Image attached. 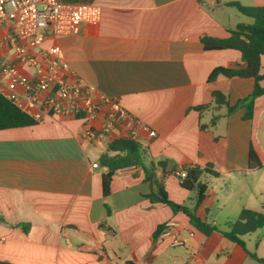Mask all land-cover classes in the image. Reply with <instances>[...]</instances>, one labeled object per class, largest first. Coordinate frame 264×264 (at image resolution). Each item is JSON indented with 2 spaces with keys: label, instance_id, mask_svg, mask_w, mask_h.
<instances>
[{
  "label": "crops",
  "instance_id": "0c3cea01",
  "mask_svg": "<svg viewBox=\"0 0 264 264\" xmlns=\"http://www.w3.org/2000/svg\"><path fill=\"white\" fill-rule=\"evenodd\" d=\"M67 1L93 3L100 7V17L82 22L76 35L46 40L45 47L58 45L61 57L95 94L116 99L154 132L138 131L135 141L150 158L166 161L167 175L157 169L156 176L168 198L193 209L196 190L181 188L172 170L210 165L218 176H203L207 190L195 207L197 217L225 230L242 209L262 211L264 94L254 100L250 120L244 119L242 107L231 113L218 107L214 92L234 105L252 92L254 80L219 74L207 82L216 67L243 62L237 50H204L201 38H226L238 24L251 22L227 2L251 7L264 6V0ZM4 55L13 63L11 52ZM0 87L21 95L1 76ZM202 104H207L205 110L194 109ZM103 115L96 118V128ZM83 132L82 121L68 116L0 130V262L264 264L220 232L204 235L182 212L150 202L145 196L151 186L140 166L119 169L103 196L104 168L98 159L125 130L118 127L91 139ZM250 147L263 163L259 169L248 168ZM169 221L175 223L172 234L180 245L161 237ZM257 231L242 240L249 253L264 260L263 233Z\"/></svg>",
  "mask_w": 264,
  "mask_h": 264
},
{
  "label": "built area",
  "instance_id": "2783aa9c",
  "mask_svg": "<svg viewBox=\"0 0 264 264\" xmlns=\"http://www.w3.org/2000/svg\"><path fill=\"white\" fill-rule=\"evenodd\" d=\"M100 17V7L93 3L67 0H0V76L21 95L5 91L0 94L38 123L50 117H77L82 121L83 136L103 137L125 130L124 137L137 139L138 131L154 136L148 126L122 108L116 99L95 94L61 57L58 45L45 47L46 40L79 33L82 22ZM11 52L13 63L4 52ZM3 53V54H2ZM103 112V122H94ZM135 168V166H131ZM177 176L185 172L178 170ZM175 223L169 221L161 237H171L173 245L181 241L173 235Z\"/></svg>",
  "mask_w": 264,
  "mask_h": 264
},
{
  "label": "trees",
  "instance_id": "16d2710c",
  "mask_svg": "<svg viewBox=\"0 0 264 264\" xmlns=\"http://www.w3.org/2000/svg\"><path fill=\"white\" fill-rule=\"evenodd\" d=\"M225 5L234 7L241 15L251 20L248 24H238L234 29L229 31L226 38H213L204 36L201 38L204 50H224L233 49L240 53L243 65H236L231 68L216 67L208 76L207 82L213 81L219 74L225 77H237L241 79L251 78L254 80L252 92L245 98L238 100L234 105H229L225 95L221 92H214L213 97L215 104L225 106L227 113L233 112L236 108H244V119L250 120L253 113L254 100L264 94V87L260 86V81L264 79V74H260V58L264 56V6L245 7L237 2H227ZM207 108V104L194 107L198 112ZM216 118V117H215ZM213 123V122H211ZM28 114L14 105L11 101L0 94V130L31 127L37 125ZM200 129H204L200 126ZM149 160L148 165L145 161ZM100 167L104 168L101 174V190L103 196L109 194L110 182L114 174L122 168L131 166H140L143 170L144 181L151 186L150 192L145 196L152 203H163L171 208L173 212H182L189 219V224L204 235L216 231L220 232L226 239L240 246L255 260L264 263V260L257 258L254 254L249 253L242 236L252 233L258 229H263L264 239V208L262 211H253L242 209L238 217L226 224L225 230H220L216 225L202 221L195 215V207L199 206L206 194L207 186L202 182L204 175L218 176V173L207 168L178 166L172 170L176 174L178 170L185 172L184 177H178L181 188L192 191L196 190L195 207L188 209L184 206L172 202L164 189L160 179L156 176V170L159 169L163 175L165 172L166 161L150 158L146 155L145 149L136 141L126 137H119L112 140L106 148V151L98 159ZM247 165L250 169H259L263 163L258 159L256 151L250 147L247 154ZM264 207V202H263ZM162 227H158L153 236L155 237ZM24 230H26L24 228ZM0 264H8L0 262ZM124 264H135L126 261Z\"/></svg>",
  "mask_w": 264,
  "mask_h": 264
},
{
  "label": "rangeland",
  "instance_id": "374dc122",
  "mask_svg": "<svg viewBox=\"0 0 264 264\" xmlns=\"http://www.w3.org/2000/svg\"><path fill=\"white\" fill-rule=\"evenodd\" d=\"M230 10H233V12H235V14H238L239 15V13H237L236 11H235V9H230ZM240 16V15H239ZM248 20H250V19H248ZM251 21V20H250ZM249 21V22H250ZM204 121H206V119L204 118ZM257 232H262L263 233V229H258V231ZM255 264V263H254Z\"/></svg>",
  "mask_w": 264,
  "mask_h": 264
}]
</instances>
